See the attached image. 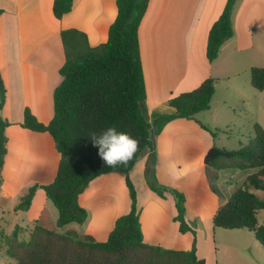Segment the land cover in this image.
I'll return each mask as SVG.
<instances>
[{
    "label": "crops",
    "instance_id": "obj_1",
    "mask_svg": "<svg viewBox=\"0 0 264 264\" xmlns=\"http://www.w3.org/2000/svg\"><path fill=\"white\" fill-rule=\"evenodd\" d=\"M226 2L150 0L139 28L147 89L141 108L147 121L152 122L162 114H174L175 108L168 103L172 97L196 89L208 78L217 79L208 110L197 113L195 119H174L159 134L151 130L157 154V179L185 194L186 220L196 231L199 258L200 225L211 222L218 208L235 191L232 184L223 198L212 195L207 178L236 183L240 171L234 170L236 172L223 179L224 170L206 166L208 151L214 144L220 147L217 144L220 132L214 138L199 122L214 131L223 129L218 121L223 107H212L217 87L225 80L230 82L233 73H238L239 54L256 49L264 54V0H237L232 16L234 35L222 45L215 61L208 60L209 32ZM53 3L54 0H0V71L7 89L6 103L0 113L12 123L6 128L8 141L2 188L9 197L21 196L35 183H51L57 175L60 154L52 136L25 129L19 123L23 121L26 108L45 124L54 116V91L62 81L59 70L65 62L60 32L82 31L90 46L95 47L108 40L109 28L118 13L116 0H73L72 10L57 19ZM255 66L264 67L251 63L248 71ZM223 104L229 105L227 100ZM150 153L151 150L145 148L130 171L137 190L144 242L167 249L189 250L194 235L180 232L179 222L175 221L174 196L166 193L162 198L146 182ZM171 162H176L181 171L173 172L169 168ZM185 164L189 165L186 169ZM177 175L179 179L175 178ZM221 187L223 189V185ZM79 203L91 214L88 222L81 226L82 235L106 241L116 220L131 209L125 175L112 172L95 178L79 196ZM53 206L45 191L39 189L29 210L23 212L26 221L35 223L47 208L51 220L56 222L58 214ZM212 228L216 235V228Z\"/></svg>",
    "mask_w": 264,
    "mask_h": 264
},
{
    "label": "trees",
    "instance_id": "obj_2",
    "mask_svg": "<svg viewBox=\"0 0 264 264\" xmlns=\"http://www.w3.org/2000/svg\"><path fill=\"white\" fill-rule=\"evenodd\" d=\"M150 0H116L118 13L109 28L108 40L90 46L84 32L66 29L60 32L65 62L59 73L61 83L54 91V116L47 124L39 121L26 108L19 125L36 132L49 133L60 162L55 179L48 184L35 183L21 196L16 210L26 212L39 189L58 210L53 222L44 208L34 224L31 238L19 244V251H9L16 264H206L197 254V236L186 220V196L174 187L160 183L156 176L157 154L151 139V130L159 134L172 120L195 119L208 110L216 89V78H208L192 91L172 97L168 103L174 114H162L152 122L145 118L141 104L147 98V89L141 59L139 28ZM237 0H227L223 12L212 25L207 42V58L215 61L222 45L233 37V10ZM73 7V0H54L53 13L61 19ZM2 10H0V14ZM251 84L264 90V67L251 68ZM7 99V89L0 71V112ZM215 138L219 132L199 122ZM12 125L0 113V186L7 154L6 128ZM108 127L129 133L139 141V151L126 165L110 168L98 156L91 133L99 134ZM256 145L245 144L229 150L214 144L205 156V164L217 170L252 172L229 199L215 213L214 228L246 229L264 246V224L258 213L264 210V200L252 190H264V128L254 124ZM149 148L145 177L148 186L160 197L174 196L177 208L175 221L181 233L191 232L194 241L189 250L167 249L144 242L137 203V190L130 171L139 155ZM119 172L125 175L131 199L128 214L120 216L104 242L88 235L59 233L57 229L69 224H84L88 212L79 203V196L95 178Z\"/></svg>",
    "mask_w": 264,
    "mask_h": 264
},
{
    "label": "rangeland",
    "instance_id": "obj_3",
    "mask_svg": "<svg viewBox=\"0 0 264 264\" xmlns=\"http://www.w3.org/2000/svg\"><path fill=\"white\" fill-rule=\"evenodd\" d=\"M237 57L240 61L236 66L240 68L238 73H233L230 82L225 80L219 84L217 96L212 104L213 108L223 107V111L219 113L218 121L222 130H227L228 133L220 132L217 144L229 150L239 149L249 143L255 146L253 126L259 124L264 128V90L259 91L252 86L251 70L247 69L251 63L264 65V54L260 49H256L252 52H243ZM224 100H227L228 106L223 104ZM202 115H206V113ZM147 169L148 167L146 171ZM234 172L236 171L224 170L223 179H227L228 175ZM251 172L252 170L239 171L236 183L233 180L232 182L229 180L221 182L208 177L211 179L210 183L207 178L210 193L223 198L230 192L232 184L233 190H236L242 186L247 173ZM221 185H223V189ZM252 191L264 200V190L253 189ZM19 202L20 196L9 197L0 186V264H16V260L9 255V251H19V244L29 241L34 229L35 223L27 222L26 214L16 210ZM53 210L57 215L58 210L55 206H53ZM87 212L85 223L91 217L90 212L88 210ZM258 220L260 224H264V210L259 211ZM81 226L83 224L72 223L57 229V232L82 235ZM212 227H214L212 221L205 222L199 227L200 256L206 259V264H264V246L255 238L253 232L246 229L216 228L215 235Z\"/></svg>",
    "mask_w": 264,
    "mask_h": 264
},
{
    "label": "clouds",
    "instance_id": "obj_4",
    "mask_svg": "<svg viewBox=\"0 0 264 264\" xmlns=\"http://www.w3.org/2000/svg\"><path fill=\"white\" fill-rule=\"evenodd\" d=\"M93 145L98 147V156L104 165L115 168L120 165L126 166L139 151V141L129 133L118 131L115 127H108L99 134L91 133ZM185 164L183 168H188ZM169 168L173 172H179L176 162H171ZM179 179L180 176H175Z\"/></svg>",
    "mask_w": 264,
    "mask_h": 264
}]
</instances>
